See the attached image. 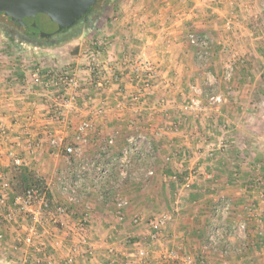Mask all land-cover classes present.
<instances>
[{"label": "crops", "instance_id": "0c3cea01", "mask_svg": "<svg viewBox=\"0 0 264 264\" xmlns=\"http://www.w3.org/2000/svg\"><path fill=\"white\" fill-rule=\"evenodd\" d=\"M112 1L107 10L95 14L88 31L64 45L30 50L12 46L8 50V79L0 75V186L11 182L3 176L11 172L13 179L18 176L14 166L25 164L45 180L56 204L79 209L77 215H91L88 236L93 251L82 249L76 264H141L129 259L133 254L123 246L119 235L132 232L141 237L146 233L131 223L136 215L152 218L156 211L165 214L175 210L178 214L169 226L165 248L191 254L208 264H264V185L255 187L262 184L256 182L258 179L264 182V143L246 140L249 133L241 132L243 119L253 116L241 105L252 103L251 97L260 101L255 88L264 82L262 74H258L248 87L251 72L250 81L223 79L228 61L246 62L248 67L239 65L237 71L254 72L256 57L260 56L253 47L261 36L254 37L242 27L248 2ZM233 7L237 13L238 8L242 12L241 27L228 37L223 24ZM194 33L209 37L211 58L200 56L201 46L190 38ZM222 42L225 43L219 45ZM71 47L75 48L70 51ZM94 53H98L103 69L116 70V77L103 89L95 85L89 69V55ZM132 60L150 62L158 70L150 88L142 84L147 80L143 68L138 82L131 78L133 70L128 65ZM65 65L79 71L82 89L76 94L77 107L66 112L64 122H58L55 111L61 105L57 92L60 88L53 83L46 86L47 71ZM37 70L43 84L33 81L32 74ZM246 88L252 89L249 94L243 92ZM191 89L198 90L196 97L201 101V112L196 114L184 110ZM227 89L228 101L217 111L208 95L225 94ZM134 94L140 96L137 103L131 102ZM121 102L123 107L118 108ZM85 121L91 122L93 129L83 146V159L101 163L110 175L102 181L103 189L96 187L95 178L90 177L94 190L81 195L78 203H71L59 182L77 165L62 155H51L49 140L55 137L66 144L79 143L80 127ZM130 135L146 137L139 147L148 155L145 159L132 155L128 177L121 181L120 168L113 160L122 154ZM112 137L114 144L109 148ZM220 142L225 146L222 150ZM255 166L261 169L253 172ZM66 167L68 171L64 172ZM148 169L154 170V176H146ZM57 172L59 182L48 184ZM257 173H261L260 178ZM174 174L180 175L179 180L192 175L190 187L173 180ZM122 198L129 204L119 207L116 201ZM226 201L232 212L224 216L221 210ZM70 217L62 223L73 226L75 222ZM220 228L224 240L210 244L209 235L220 233ZM66 250L67 247L56 249L48 258L55 264H66ZM225 250L230 257L223 258ZM34 254L29 249L21 256L24 260L35 259L38 255Z\"/></svg>", "mask_w": 264, "mask_h": 264}, {"label": "built area", "instance_id": "2783aa9c", "mask_svg": "<svg viewBox=\"0 0 264 264\" xmlns=\"http://www.w3.org/2000/svg\"><path fill=\"white\" fill-rule=\"evenodd\" d=\"M221 7V6H220ZM222 8V7H221ZM226 8V5H225ZM241 24L240 17L233 7L224 22V29L228 32L235 30L236 27H239ZM193 43H196L201 46L202 51L200 52V56L204 59H209L211 56L212 42L208 36L202 35L198 36L196 34H192L190 36ZM105 48L104 45H101V48ZM99 53L102 54V51L99 50ZM98 53H94L93 55H89V59L91 61V74L94 76L95 85L99 89H103L106 87L108 82H111L116 77V70L114 68H106L103 69L100 63H98L97 59ZM131 70H133L132 79L139 81L140 70L143 68L147 73V80L143 81L142 84L145 88H150L152 84V79L156 76L157 69L156 67L150 63H143L140 60H132L129 62ZM49 81H46V86L53 83L54 87L60 88L57 89L59 93V100L61 101V105L55 111V120L58 122H64L66 119V112L68 110H73L77 107L78 104V96L76 95L82 89V82L80 77L78 76V70L74 68L72 65H65L59 68H51L49 69ZM236 65L233 60L228 61L224 66L223 79L226 82H231L235 77ZM33 81L35 84H43L44 80L41 73L37 70L32 74ZM198 90H195L197 93ZM230 90L227 95L225 94H210L208 95V100L210 104L220 111L221 106H223L227 101V96L229 95ZM132 103H137L140 100V96L138 94H134L131 97ZM123 102L118 103L117 107L122 108ZM201 101L199 98H195L190 102H187L184 105V110L190 112L192 114L199 113L201 111ZM93 129V124L89 121H85L82 123L80 127L81 139L77 144H66L64 139L55 138L49 140V144L53 149L51 155H62L67 158L71 163H75L77 168L72 172L73 175L69 177L62 176L61 182L59 184V188L64 194H68L69 202H76L77 198L81 195H85V193L91 190V184L89 178H95L94 185L99 189L104 188L105 179L110 175L109 169L103 166L101 163L97 162H88L83 159V146L87 145L89 142V134ZM145 136H134L130 135L126 139V146L124 147L122 154L116 157L113 161L115 165L120 168V176L121 181H124L128 177V168L131 165V157L132 155H137L142 159L147 158V153L140 151V142L145 140ZM114 144V138H110L108 140V147L110 148ZM219 148L221 150L225 148L224 143H219ZM200 166V165H199ZM198 166V167H199ZM201 169V168H196ZM155 172L153 169L146 170V176L152 177ZM180 175L174 174L172 179L181 183L182 186L190 187L192 175H189L182 180H179ZM184 179V180H183ZM257 181H260L259 179ZM97 182V183H96ZM262 183V181H260ZM120 185V184H119ZM83 192V193H82ZM129 204L127 199H120L119 206L124 207ZM6 209L9 211V216H13L15 213L27 215L30 223L25 230L24 236H22L19 241L23 246L30 248L33 247L34 251L39 255L34 259L35 264H55L51 259L46 256V248L51 246L55 249H61L66 246V243H70L67 247V255H66V264H76V257L81 253L82 249H85L89 253L93 251V245L89 239L88 231L91 228V215L89 213H82L79 215V219L75 224L68 230L69 234L60 237L58 234H54L51 228H45L44 220L48 219V215L51 212H55L56 214L52 215L53 221H59V218L62 217H70L69 215H73L75 212L70 210V208L64 204H56L49 202L45 196H39L37 192L32 191L28 192L26 195L21 192L12 193V195L8 198L7 195L3 194L0 196V210ZM231 205L228 201L224 202L222 207V214L224 216L228 215L231 211ZM1 212V211H0ZM178 211L171 213H165L155 218H146L144 215H136L132 218V223L136 225L146 224L151 231V240L152 242H156L159 238V235L166 231L171 223L174 220V217ZM71 215V216H72ZM1 218V215H0ZM8 215L6 216V219ZM5 219V220H6ZM1 220V219H0ZM43 238L39 245L36 244L37 238ZM210 244L216 245L219 241V233H211L208 238ZM125 245L130 248L133 246L140 258H144L147 256L146 249L140 248L138 243H134L132 238H127L125 241ZM137 246V247H135ZM228 251L225 250L224 254ZM165 259L168 262H173L174 264H198V260L192 256L191 254H181L176 250H170L166 253ZM30 259H25L24 262L28 263ZM204 263V262H203Z\"/></svg>", "mask_w": 264, "mask_h": 264}, {"label": "rangeland", "instance_id": "374dc122", "mask_svg": "<svg viewBox=\"0 0 264 264\" xmlns=\"http://www.w3.org/2000/svg\"><path fill=\"white\" fill-rule=\"evenodd\" d=\"M106 1L107 0H102L100 2V4L97 7V10H95L93 15H92L93 17L99 11H100V14H101L102 12L105 11V9L108 7V5L112 6V4L114 3L112 0H108L109 4L108 3L106 4ZM228 1H236V0H228ZM238 1L240 2L242 0H238ZM243 1L248 2L249 5L247 6V8H248V11H247L248 13L246 14L247 15V19L245 20V23L242 25V27L247 28L252 36H254L255 34L257 35V37L261 36L258 40H256V43L254 44V47H253V48H255V50L257 52L260 53L259 54L260 56L256 57L257 63L255 64V71L254 72L245 71V73H243L242 72L243 69H242L241 72H239V71H237V69H238L237 67H239V65L241 66V68L242 67H246L247 63L246 62H242L243 64H240V63L238 64L237 62H235V64H236L235 78H241V81H250L252 79V83L248 84V87H249L251 84L254 83L253 80L256 79L258 74H262L261 76H262V79H263V82H264V0H243ZM225 2H226V0H224V3ZM238 13H239V16H242V12L239 11V8H238ZM5 26H9V24L8 23H5V24L0 23V75H2L3 78H5V76H8V50L12 46L16 47V48H19V49L23 48V49H26V50L27 49L30 50L29 48L36 47L34 45L21 42L20 41L21 39L15 37L14 33H12L11 31L7 32V30H5ZM239 27H241V24H240ZM81 29H82L81 33H83V31L84 32L88 31L87 27L81 28ZM223 29H224V26H223ZM236 29H238V27H236ZM226 30L224 29L225 35L228 36V37L232 36L233 32L235 31V30H232V31L228 32ZM81 33L79 35H81ZM76 37H78V35L74 36L73 38L69 39L68 41H66L64 43L59 44V46L68 43L70 40H73ZM226 42H227V40H226ZM224 43L225 42L219 43V45H223ZM227 43H229V42H227ZM73 48H75V47H71L70 51L73 50ZM211 50H213V48ZM245 57H247V56H245ZM210 58H211V56H210ZM235 58L236 57L233 56V59H235ZM257 58H259V59H257ZM241 60H243V59H241ZM157 72H158V70H157ZM249 73H250L251 79L248 78V74ZM5 79H8V78H5ZM246 89L249 90V92H247ZM246 89L243 92H245L247 94H249L250 90H252L250 88H246ZM257 90H259V92H257V95H259L261 97L260 101H255V100H258V98H255L253 96L254 99L251 97V99L253 100L252 103H250L249 105H245V104L241 105L245 109L247 107L248 112H252V115H253L252 116L253 118L249 117L248 119L247 118L243 119V122L241 123V126L243 127V131H241V132H245L246 131V134L249 133V134H247V138L248 139H246V140L250 139L251 141L255 140L258 143H260V142L264 143V83H263L262 87L255 88V91H257ZM190 91H192V94L189 93V95H187L188 96L187 97L188 98V100H187L188 102H190L191 100H193L195 98H199V97H196V95H198V94L195 93L193 89H191ZM231 92H232V89H231ZM227 93H228V89L225 92V95H227ZM218 94H222V93H218ZM228 97L229 96H227V98ZM241 134L243 135L244 133H241ZM258 146H260V145H258ZM63 169H64L63 170L64 172L68 171L67 167L63 168ZM260 169L261 168H259L258 166H255L253 168V172L254 171H258ZM73 173L74 172L71 171L69 173L70 174L69 176H72ZM56 174H57V176L56 177L54 176V179L52 177V182H51V180H49L48 184L50 183V185H54L55 181H56V183L59 182L58 179L60 177V173L57 172ZM257 174H255L257 176V178H260L261 173H257ZM13 175H14L13 172H11L9 176H7V177L3 176L2 177L5 180L6 179L7 180L10 179L11 182H9L10 180H8V182L10 183V184L7 185L8 187L7 186H3V185L0 186V196L2 195L1 193H3L1 188H4V190H5L4 193H5V195H7L8 198L12 195V193H15V192H21L22 193V190L19 189V187L17 185V183H18V182H16L17 180L13 179V177H14ZM260 181H262V180H260ZM260 181H256V182H260ZM60 182H59V184H60ZM263 185H264V182H262V184L260 186H255V187L256 188H261V187H263ZM93 190H94V188H91V190L89 192H92ZM262 190H264V189H262ZM89 192H87V193H89ZM87 193H85V194H87ZM65 195L68 197V194H65ZM79 198H81V197L77 198V200H76L77 203L79 202ZM119 201H120V199L118 201H116V204L118 206H119ZM66 206H68L70 208V210H72L74 212L80 211L79 209H76V211L73 210L69 205H66ZM0 211H1L0 212V215H1V218H0L1 219L0 220V264H35L33 258H31L32 260L30 259V261L28 263H25L24 262V257L21 256V253L23 251H26V250H29V249L34 250L33 247L27 248V247L23 246V244H21L20 241H19V239L22 236H24L25 230H26L27 226L30 223L27 215L15 213L13 216L10 217L9 216L10 212L9 211L7 212L6 209H2ZM179 212H180V210H179ZM231 212H232V209H231L230 213ZM76 213H74L72 216L69 215V216H71L70 218L74 222H77L78 219H79V215H77ZM54 214H56V213L55 212H51L48 215V219L43 221L44 225H45V228H51L53 230L52 232L54 234L60 235V237H63L65 235L69 234L70 231L68 232V230H70L72 225L69 226V225H67V223L64 224V221L67 222L69 220V217L65 216V217L59 218V221H53L52 220V215H54ZM155 214H157L156 216H158V215H161L162 213L159 212V211H156ZM177 214H178V212L176 213V215ZM7 215H8V218L6 219ZM132 218H131V223H132ZM152 218H155V216L152 217ZM62 220H64L63 223H62ZM134 225H136V224H133V226ZM138 226L140 228L142 227L144 229L143 232H146L144 235L141 234L142 236L139 235L141 237H138V235H135L132 232H130V233H127V234H121V235H119L120 237L118 238L119 240L121 239L123 246H125V248L129 249L130 253L133 254V256L129 257V259L138 260L136 262L137 263H141V264H147V263H152V262L155 263V264H159V263L171 264V263L166 261L165 255H166V253L168 251L173 250V249H168V248L164 247V245H165L164 243L168 242V240L165 239V237L169 236V234L167 235L169 228L159 235V238H158V240L156 242H152V240L150 238L151 237V231L148 228V225H146V224L136 225V227H138ZM136 227H134V230H136ZM221 229L222 228H220L219 241L220 240L223 241L224 240L223 238L225 237V234L222 233L223 229L222 230ZM114 233L118 234L117 232H114ZM209 237H210V235H209ZM63 238H65V237H63ZM127 238H132L133 242L134 243H138L140 248L146 249L147 256L144 257V258H140L137 255L136 251L134 250L135 248L133 246L131 248L129 246H126L124 241ZM42 239L43 238H41V237L39 238L38 237L36 239V244L39 245V243L42 241ZM69 244L70 243H66L65 247H68ZM166 245H169V244H166ZM135 247H137V246H135ZM53 250H54L53 247H51V246L49 247L48 246L46 248V256H48V257L51 256L52 257L54 255V252H55L56 249L54 251ZM66 252H67V250H66ZM34 253L35 254H39V253H37L35 251H34ZM51 253L53 255H51ZM181 254H183V253L181 252ZM228 257H230V256H228V254L227 255H225V254L223 255V258H228ZM197 262H198V264H208V263H205V262L203 263V262H200V261H197Z\"/></svg>", "mask_w": 264, "mask_h": 264}, {"label": "water", "instance_id": "95a60500", "mask_svg": "<svg viewBox=\"0 0 264 264\" xmlns=\"http://www.w3.org/2000/svg\"><path fill=\"white\" fill-rule=\"evenodd\" d=\"M99 0H0V14L28 31L50 39L71 28Z\"/></svg>", "mask_w": 264, "mask_h": 264}, {"label": "trees", "instance_id": "16d2710c", "mask_svg": "<svg viewBox=\"0 0 264 264\" xmlns=\"http://www.w3.org/2000/svg\"><path fill=\"white\" fill-rule=\"evenodd\" d=\"M100 2V0L97 2V4L87 12L86 16L81 17L76 23L75 25H73L71 28L64 30L60 33H57L55 35H53L50 39L48 38H44L41 36H38L30 31H28L27 29L19 26L18 24L14 23L13 21H11L9 18L8 21H10L12 24L14 23V25L18 26L22 31H17V36L14 34L15 37L21 39V42L27 43V44H31L34 46H38V47H49V46H54V45H58L61 43H64L66 41H68L69 39L73 38L74 36H77L81 33V28H85V27H89V24H81V22H83L84 20H88V16L93 14V12L95 11V8L99 5L98 3ZM108 3V0L106 1V4ZM97 14V13H96ZM13 169L18 173V176L15 178V180H17L16 182L19 189L22 190V193H24L25 195L28 192H32L35 191L37 192V194L39 196H45V198L53 203V196L51 193V190L48 188L45 180H43L42 178H40L38 176V174L30 169V167H28L25 164H21L20 166H14Z\"/></svg>", "mask_w": 264, "mask_h": 264}, {"label": "flooded vegetation", "instance_id": "af4514ba", "mask_svg": "<svg viewBox=\"0 0 264 264\" xmlns=\"http://www.w3.org/2000/svg\"><path fill=\"white\" fill-rule=\"evenodd\" d=\"M102 0H100V2H101ZM100 2L98 3V4H100ZM98 7V6H97ZM97 7L95 8V10H97ZM94 13V12H93ZM93 14H91V15H89L88 16V20H84L83 22H81V24H89L90 23V21H91V19L93 18V16H92ZM9 19L7 18V17H5V16H3L2 14H0V23H3V24H5V23H8L9 24V26H5V30H7V32H12V33H16L17 31H22L18 26H16V25H14V23L12 24L10 21H8ZM84 28V27H83ZM16 36H17V33L15 34Z\"/></svg>", "mask_w": 264, "mask_h": 264}]
</instances>
